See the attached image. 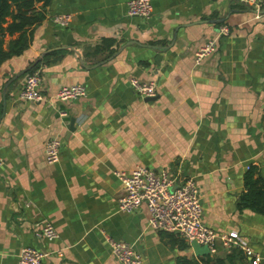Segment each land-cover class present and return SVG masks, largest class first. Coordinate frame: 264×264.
Returning a JSON list of instances; mask_svg holds the SVG:
<instances>
[{
	"label": "crops",
	"instance_id": "obj_1",
	"mask_svg": "<svg viewBox=\"0 0 264 264\" xmlns=\"http://www.w3.org/2000/svg\"><path fill=\"white\" fill-rule=\"evenodd\" d=\"M129 1L37 3L45 18L12 33L7 17L4 50L24 31L30 43L0 67V264H17L27 247L50 252L43 264H121L108 237L133 244L142 264L208 256L178 233L152 229L145 205L119 209L118 173L138 166L194 178L205 224L236 235L264 264V214L240 208L249 168L264 173V0L259 18L234 0H151L148 19L129 16ZM58 14L71 15L69 23H56ZM221 26L229 35L196 63ZM40 58L44 100L27 102L20 92L28 73L12 79ZM132 77L155 80L156 98L138 95ZM74 84L87 96L56 99ZM53 138L60 158L48 164ZM48 221L60 234L54 241L38 236Z\"/></svg>",
	"mask_w": 264,
	"mask_h": 264
},
{
	"label": "built area",
	"instance_id": "obj_2",
	"mask_svg": "<svg viewBox=\"0 0 264 264\" xmlns=\"http://www.w3.org/2000/svg\"><path fill=\"white\" fill-rule=\"evenodd\" d=\"M255 10L256 18L261 12L260 0H234ZM128 15L148 19L151 17L153 7L151 0H131L127 3ZM71 15H55L54 21L61 25H67ZM230 29L227 26L218 28L215 36L209 38L195 53L196 63H200L217 50L218 40L227 36ZM42 75L39 70L27 75L20 99L27 102H42L44 95L39 88ZM132 89L141 97L156 96L157 83L155 80L142 81L132 77L130 79ZM87 87L82 84L64 85L56 93L59 101L76 100L86 97ZM66 116L67 113H61ZM60 140L53 138L45 147V156L48 164H54L60 158ZM3 159L0 157V164ZM121 177L125 194L119 199V209L125 212H134L145 205L149 213V226L157 231H166L180 234L188 242L196 241L200 245H206L210 254L216 255L221 249L228 251L233 247H241L252 264H259L260 256L247 247L240 246L237 236L234 234H220L204 222V209L201 202L200 189L196 180L192 177L181 178L170 176L168 170H154L138 166L131 173H118ZM38 236L54 241L60 234L52 223L45 222ZM111 252L121 264H142V257L136 252L134 245L121 240L108 237ZM50 252L35 248L21 250L17 264H43Z\"/></svg>",
	"mask_w": 264,
	"mask_h": 264
},
{
	"label": "trees",
	"instance_id": "obj_3",
	"mask_svg": "<svg viewBox=\"0 0 264 264\" xmlns=\"http://www.w3.org/2000/svg\"><path fill=\"white\" fill-rule=\"evenodd\" d=\"M41 2L45 7L50 0H3L0 7V35L4 34V24L10 16L14 19V22L7 28L10 33L25 30L28 25L40 23L45 18V14L38 12L36 5ZM29 38L28 32L24 31L17 40L10 44L8 50H4L3 41L0 40V67L12 56L21 55L29 47ZM37 68L38 64L28 74L37 71ZM245 187L247 191L241 198L240 208H251L264 214V173L255 167L249 168L245 175ZM225 252L227 253L224 256L217 253L201 257L193 264H252L240 247L235 246Z\"/></svg>",
	"mask_w": 264,
	"mask_h": 264
},
{
	"label": "water",
	"instance_id": "obj_4",
	"mask_svg": "<svg viewBox=\"0 0 264 264\" xmlns=\"http://www.w3.org/2000/svg\"><path fill=\"white\" fill-rule=\"evenodd\" d=\"M2 2H3V0H0V7H1V5H2ZM173 44H174V43H172V45H173ZM155 48H156V49H162V48H164L163 50H167V49H169L170 47H162V48H160V47H155ZM42 57H44V55H42ZM42 57H41V58H42ZM41 58H40L36 63H34L33 65H31L30 67H28V68L22 70L21 72L17 73V74L13 77L12 81L18 79L19 77H21V76H23V75H26L27 73H29L33 68L36 67V65H37L38 62L41 60ZM159 58H161V56L157 57V61L159 60ZM155 98H156V96L148 97V98H146V100H154ZM70 130H73V119H72V126H71ZM190 245H191V248L193 249L194 254L197 255V256H204V255H209V254H210L209 248H208V246H206V245H200V244L197 243L196 241H192Z\"/></svg>",
	"mask_w": 264,
	"mask_h": 264
}]
</instances>
